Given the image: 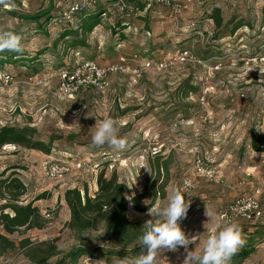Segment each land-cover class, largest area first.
Masks as SVG:
<instances>
[{
	"label": "rangeland",
	"instance_id": "rangeland-1",
	"mask_svg": "<svg viewBox=\"0 0 264 264\" xmlns=\"http://www.w3.org/2000/svg\"><path fill=\"white\" fill-rule=\"evenodd\" d=\"M80 1L0 0V29L20 35L24 48L22 53L0 52L13 60L0 66V129H26L34 140L52 147L49 156L13 145L0 150V174L15 168L5 178L14 172L23 181L24 205L47 195L35 203L49 220L46 228L9 238L16 245L24 239L57 240L61 255L46 264H59L63 254L81 244L129 253L138 242L120 245L102 223L82 234L68 226L100 217L97 179L104 173L123 187L125 218L141 231L152 218L149 208L163 207L174 189L183 191L191 204L178 223L186 235H199L198 248L209 235L206 222L211 229L237 198L255 194L262 220L235 223L244 245L255 246L241 264H264V154L250 145L252 135H264V0H182L179 11L154 6L142 16L122 12L117 0H101L107 13L92 34L80 37L86 40L81 48L71 47V38H61L66 29H77V17L70 23L36 24L8 14L35 15L51 8L53 16H60ZM123 1L133 6L139 0ZM215 9L221 11V29L212 19ZM87 63L104 75L85 69ZM159 63L166 64L161 71L154 69ZM110 67L124 71L111 73ZM104 118L118 121L125 149L93 146L92 127ZM151 149L159 154L153 157ZM204 155L210 157L205 166L213 172L211 178L195 169ZM53 163L68 164L72 171L52 180ZM185 179L193 185L188 191ZM160 187L162 195H155L154 188ZM74 189L81 191L84 205L76 214L65 200ZM5 203L0 197V208ZM206 207L214 214L210 220ZM195 247L189 245V250ZM185 256L183 247L164 250L156 264H182ZM125 259L83 257L76 264H121ZM0 264L31 263L16 249L0 253Z\"/></svg>",
	"mask_w": 264,
	"mask_h": 264
},
{
	"label": "trees",
	"instance_id": "trees-1",
	"mask_svg": "<svg viewBox=\"0 0 264 264\" xmlns=\"http://www.w3.org/2000/svg\"><path fill=\"white\" fill-rule=\"evenodd\" d=\"M100 1L101 0H92L90 6H81L71 18H79L77 29H66L61 36L63 40L72 39L71 47H83L86 44V40H81L80 37L85 36L86 38V36L92 34L94 30L100 26L102 16L107 13L106 6L100 3ZM117 4L122 12L130 13L129 11H131L132 14L135 15H144L143 10L145 2L143 0H139L136 4L134 3L133 6H129L125 3V7H122L119 4V0H117ZM8 14L13 18L36 24H39L42 20H45L46 23L71 22V20H63V13H61L60 16H53L51 8L43 10L35 15H21L15 12H9ZM212 19L215 22L216 28L221 29L223 21L220 9L214 10ZM124 26L128 27L127 24ZM125 30V27L121 29L122 39L125 38ZM7 62H13L11 57L0 55V66ZM8 145L20 147L25 150L37 151L47 156H49L52 151L50 144L34 140L32 133L26 129L7 127L0 129V150ZM250 145L255 153L264 154V135H252ZM11 170L13 171L15 168L9 169L0 174V197L6 202L5 205L0 208V253L4 254L20 249L24 251L25 257L31 264H46L53 258L61 255L57 247V240L36 243L32 242L30 239H24L16 245V243L9 238L15 234L26 233L33 230H43L49 224V220L43 216L39 208L35 206L36 202L46 200L47 195L42 194L34 201L24 205L21 200L26 196V186L14 172L5 178L7 172ZM160 170L161 169H159V172ZM97 184L99 188L97 208L98 211H100V217L81 226H77L73 222L69 223L68 226L75 232L82 234L86 231L97 230L99 224L102 223L104 224L107 236L109 235L120 245H128L130 243L138 242V238L142 235L143 231L138 229L135 224L130 223L125 218L127 212V200L123 187L113 185L112 181L106 179L104 173H101L98 176ZM162 190L163 187L154 188L153 192L155 195L161 196ZM65 200L73 214H76L77 209H82L84 206L82 205V195L79 189L67 191L65 194ZM87 208H92L90 199H87ZM110 249L112 250L101 251L100 249L89 248L88 244H81V246L63 254L59 264H76L83 257L97 258L104 255L123 259L127 258L129 253L132 255H139L144 252L145 248L137 245V247L129 250V253L115 248ZM254 252L255 246L246 244L238 249L237 253L231 257L229 263L241 264Z\"/></svg>",
	"mask_w": 264,
	"mask_h": 264
},
{
	"label": "clouds",
	"instance_id": "clouds-1",
	"mask_svg": "<svg viewBox=\"0 0 264 264\" xmlns=\"http://www.w3.org/2000/svg\"><path fill=\"white\" fill-rule=\"evenodd\" d=\"M23 50L20 35L0 29V52L22 53ZM92 128L93 146L108 145L116 151L126 148L127 140L119 135L117 120L113 118L96 120ZM190 204L191 200H186L185 193L177 188L168 196L163 207L149 208L148 214L152 218L144 223V231L138 238V245L146 248V254L142 252L137 257L126 258L121 264H156L164 250L176 252L180 247L186 252L182 264H229L231 257L246 243L240 226L217 216L211 229L208 228V222L204 224L209 235L203 241L202 248H198L199 235L191 237L186 235L178 223L186 218ZM205 215L210 220L214 214L206 207ZM193 244L196 245L195 249L189 250V245Z\"/></svg>",
	"mask_w": 264,
	"mask_h": 264
},
{
	"label": "built area",
	"instance_id": "built-area-1",
	"mask_svg": "<svg viewBox=\"0 0 264 264\" xmlns=\"http://www.w3.org/2000/svg\"><path fill=\"white\" fill-rule=\"evenodd\" d=\"M145 2V7L143 10V14H148L154 6H161L165 8H170L174 11H179L182 8V0H143ZM92 4V0H81L80 3H74L69 10L63 13V20H71L73 15L80 9L81 6H90ZM119 4L122 7H125V2L123 0H119ZM187 56V55H185ZM183 61L186 60V57L182 58ZM165 63L157 64L154 69L161 71L165 67ZM147 68L151 67L150 63H147ZM85 69L94 70L96 75L100 78L103 73L97 70L96 66L93 63H87L84 65ZM124 71L123 67H110L108 68V72H118ZM67 76H65L66 78ZM150 154L154 157L159 154L157 149H151ZM206 162H210V157L208 155H204L203 157H199L196 161V172L198 175L203 177L211 178L213 172L209 170L208 167L205 166ZM82 164H77V169H81ZM72 171V168L65 163H53L49 167L48 177L52 180L61 177L62 175L68 174ZM193 188L192 182L189 179H185L183 182V189L188 191ZM219 217L226 222H237L243 221L248 224H255L262 220L263 212L260 207L259 201L257 200L255 194L254 195H245L237 198L234 202H232L228 208L221 212ZM87 264V263H86ZM120 264V263H117Z\"/></svg>",
	"mask_w": 264,
	"mask_h": 264
}]
</instances>
